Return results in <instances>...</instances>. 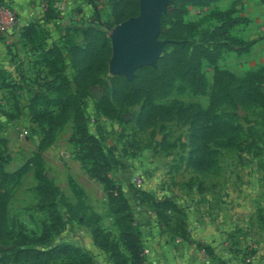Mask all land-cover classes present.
I'll return each instance as SVG.
<instances>
[{
	"label": "rangeland",
	"instance_id": "obj_1",
	"mask_svg": "<svg viewBox=\"0 0 264 264\" xmlns=\"http://www.w3.org/2000/svg\"><path fill=\"white\" fill-rule=\"evenodd\" d=\"M46 1L39 0L32 7L33 19L40 21V26L33 42L24 46L16 32L22 27L17 11L0 0V6L17 19L7 38L0 32L7 51V64L0 67V167L13 172L27 165L21 177L9 187L3 217L12 240L18 234L37 237L51 222L38 205L36 172L40 167L52 179L74 215L73 218L67 216L65 207L59 199L55 200L60 221L49 229L50 240L80 248L89 256L87 264H111L109 252L93 243L90 227L76 219L95 218L106 238H118L108 192L91 172L90 162L83 153L85 142L73 135V108L66 111L65 120L47 133L49 125L35 118L42 106L39 105V112L33 114L29 111V100L36 93L55 97L60 82L58 72L65 74L74 89L75 67L68 61V45H84L80 29L90 25L98 28L99 25L93 23L95 16L106 20L123 5L119 4L120 0H57L54 4L50 1L54 17L45 21ZM230 7L248 19L247 23L233 29L236 36L251 42L248 50L238 53L224 48L215 65L202 62L200 71L206 81L205 92H194L186 80L177 77L167 92L153 95V104L169 105L180 101L184 105L195 103L205 108L216 70L229 71L239 77L264 67V2L261 0L189 4L183 19L197 23L202 30L213 22L207 18L210 11ZM53 22L61 37L57 44L64 46L66 59L63 65L56 61L55 65L46 67L39 55L46 42L44 34L50 33L49 27H55ZM101 28L107 30L109 36L111 29ZM170 44L171 40L162 54L172 49ZM108 68L94 72L89 93L78 96L74 105L85 118L89 133L96 137L106 153L111 164L107 175L122 188L137 225L141 228V224L155 223L161 226L160 230L175 235L179 234L180 227H185L189 233L188 226L199 224L200 234L211 240L196 245L211 256L213 264H227L224 261L227 259L236 264H264V83L260 85L261 98L250 102L242 101L230 87L233 95L218 105L217 113L231 123L233 133L208 142L213 164L201 169L190 159L193 149L191 120L174 116L143 122L141 101H116L113 77L121 74H111ZM104 96L117 115L107 116L97 109L96 101ZM47 110L53 115L61 114L58 105H51ZM8 236L0 237V256L13 247ZM119 246L123 250L122 245ZM38 260L9 257L6 264H67L68 261Z\"/></svg>",
	"mask_w": 264,
	"mask_h": 264
},
{
	"label": "trees",
	"instance_id": "obj_2",
	"mask_svg": "<svg viewBox=\"0 0 264 264\" xmlns=\"http://www.w3.org/2000/svg\"><path fill=\"white\" fill-rule=\"evenodd\" d=\"M50 1L54 4L57 0L46 1L45 19H43L45 21L46 18L54 17L53 8L49 4ZM120 1L119 4L122 3L123 5L122 9L118 4L119 8L113 12L111 17L102 20L97 15L93 18V23L98 24V28L90 25L80 29L84 45H68V61L75 67L72 76L74 89L71 88L64 76L65 74L58 72L56 75L60 78V82L56 87L57 95L49 97L41 93L34 94L29 100V111L33 114L37 113L39 112L38 106H42V110L35 118L44 120L50 127L47 133H50L56 124L68 117L66 111L73 108V135L85 142L83 153L90 162L91 172L100 179L108 192V203L114 215L118 238L111 240L106 238L95 218L90 219L82 216L76 219L90 227L93 243L100 249L109 252L111 264H143L145 255L142 230L136 223L129 200L122 192V188L115 185L107 175L111 169L110 161L99 146L96 137L89 133L85 118L77 105H74L78 96L89 93L88 87L94 82V72L104 71L108 68L111 42L107 30H103L101 26L110 30L130 16L137 15L139 11V0ZM212 1L216 0H171L166 12L161 16L160 37L171 40L172 49L159 57L155 67L143 66L139 68L133 80H127L121 75L113 77V95L116 101L122 103L141 101V119L143 122H150L156 117L168 119L174 116L191 120L193 149L190 159L194 166L201 169L208 168L213 164V154L208 142L216 138L227 137L233 133L231 123L221 118L217 113L218 105L233 95V90L230 87L234 88L242 101L250 102L261 98L260 85L264 83V67L248 71L239 77L229 71L216 70L211 85L209 103L205 108L195 103L184 105L180 101H173L169 105L152 103L153 95L167 92L177 77L186 80L194 92H205L206 81L200 71L202 62L215 65L224 48L238 53L248 50L251 42L233 33L236 25L245 24L248 19L238 15L234 7L227 8V10L210 11L207 18L213 22L202 30L198 29L197 23L183 19V15L187 12V5H207ZM261 1L264 2V0ZM39 26L40 23L37 21L23 25L19 31V41L24 45L27 42L32 43ZM63 47L57 43L52 45L44 43L39 55L40 61L46 67L55 65L56 61L63 65L66 59L63 54ZM51 105H58L61 114L53 115V112L47 110V107ZM96 106L107 116L117 115L115 108L109 103L106 96L96 101ZM26 168L27 165L17 171L6 172L0 167L1 238H7L9 233L3 217V204L9 193V187L16 183ZM36 177L40 196L38 205L46 212L51 222L46 224L40 235L34 238L18 234L12 240L10 233L8 238L12 240L10 244L13 247L8 249L5 255L0 256V264H6L9 257L12 260L36 258L41 262V259H59L61 262L68 260L67 264H87L89 256L80 248L65 242L57 243L50 240L49 229L56 226L60 221L55 200L59 199L65 207L67 216L73 218L74 215L52 179L47 177L40 167L36 172ZM187 233L185 227H180L177 235L186 237ZM119 244L122 245L123 250ZM204 247L206 248V246Z\"/></svg>",
	"mask_w": 264,
	"mask_h": 264
},
{
	"label": "water",
	"instance_id": "obj_3",
	"mask_svg": "<svg viewBox=\"0 0 264 264\" xmlns=\"http://www.w3.org/2000/svg\"><path fill=\"white\" fill-rule=\"evenodd\" d=\"M171 0H139L138 14L116 24L109 32V72L131 80L135 71L156 66L168 39H161V16Z\"/></svg>",
	"mask_w": 264,
	"mask_h": 264
},
{
	"label": "crops",
	"instance_id": "obj_4",
	"mask_svg": "<svg viewBox=\"0 0 264 264\" xmlns=\"http://www.w3.org/2000/svg\"><path fill=\"white\" fill-rule=\"evenodd\" d=\"M2 1L7 2L11 9L17 11L19 18L21 19L20 26L35 21L33 19L35 16L33 15L32 7L37 5L39 0ZM55 21L59 22L58 19ZM56 22L55 24L53 22L55 27H49L50 33L44 34L46 36L45 44L47 45L59 43L61 40L59 31H57L58 27ZM29 43L30 42H27L26 45ZM6 57L7 51L2 45V39L0 37V67L2 68L5 66L4 64H7ZM159 227L162 229L161 226L155 223L141 224L145 255V261L143 264H201L204 262H207V264H213L211 256L205 253L201 247L196 245L203 242L209 243L211 240V238L206 237V235H201L202 232L198 231L201 230L199 224L188 226L189 233L186 234V237H180L171 232L170 234L169 231H162ZM224 261H227V264H236L232 259Z\"/></svg>",
	"mask_w": 264,
	"mask_h": 264
},
{
	"label": "built area",
	"instance_id": "obj_5",
	"mask_svg": "<svg viewBox=\"0 0 264 264\" xmlns=\"http://www.w3.org/2000/svg\"><path fill=\"white\" fill-rule=\"evenodd\" d=\"M17 22L16 17L14 14L9 12L8 10H5L3 6H0V32L6 36L9 33L13 32L14 24ZM19 30V28H18ZM17 35L19 36V31H16ZM8 36H6L7 38ZM246 261H249L247 259ZM201 264H207V262L201 263Z\"/></svg>",
	"mask_w": 264,
	"mask_h": 264
}]
</instances>
